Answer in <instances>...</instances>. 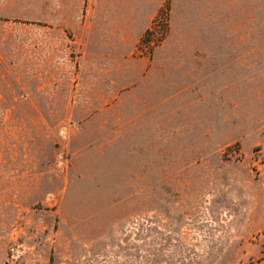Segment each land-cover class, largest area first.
Instances as JSON below:
<instances>
[{
	"label": "rangeland",
	"instance_id": "374dc122",
	"mask_svg": "<svg viewBox=\"0 0 264 264\" xmlns=\"http://www.w3.org/2000/svg\"><path fill=\"white\" fill-rule=\"evenodd\" d=\"M264 260V0H0V264Z\"/></svg>",
	"mask_w": 264,
	"mask_h": 264
},
{
	"label": "trees",
	"instance_id": "16d2710c",
	"mask_svg": "<svg viewBox=\"0 0 264 264\" xmlns=\"http://www.w3.org/2000/svg\"><path fill=\"white\" fill-rule=\"evenodd\" d=\"M256 264H264V260L260 261V262H257Z\"/></svg>",
	"mask_w": 264,
	"mask_h": 264
}]
</instances>
